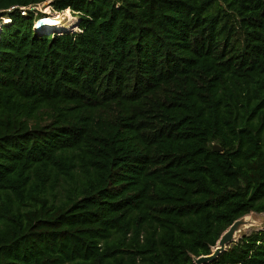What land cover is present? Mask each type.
I'll return each mask as SVG.
<instances>
[{"label": "trees", "instance_id": "trees-1", "mask_svg": "<svg viewBox=\"0 0 264 264\" xmlns=\"http://www.w3.org/2000/svg\"><path fill=\"white\" fill-rule=\"evenodd\" d=\"M0 16V264H195L264 212V0ZM208 264H264V227Z\"/></svg>", "mask_w": 264, "mask_h": 264}, {"label": "rangeland", "instance_id": "rangeland-1", "mask_svg": "<svg viewBox=\"0 0 264 264\" xmlns=\"http://www.w3.org/2000/svg\"><path fill=\"white\" fill-rule=\"evenodd\" d=\"M39 10H41L40 12L43 13L44 19H47L48 21L54 19L55 15H61L62 19L59 22V24H50L48 22V24L46 25H42L40 24V21L37 22V27L40 28H44V29H52V28H58L59 26V30L61 29H68V30H75L77 29V21H78V16L74 13H72L68 8L62 11H55L53 10L49 5L48 2L42 4L39 6ZM49 18V19H48ZM40 26V27H39ZM249 219L252 221L251 224L247 225V227H245L242 232L238 235V237H240L242 234H248L252 231H257L260 230L264 227V212L261 213H256V212H252L249 215Z\"/></svg>", "mask_w": 264, "mask_h": 264}, {"label": "water", "instance_id": "water-1", "mask_svg": "<svg viewBox=\"0 0 264 264\" xmlns=\"http://www.w3.org/2000/svg\"><path fill=\"white\" fill-rule=\"evenodd\" d=\"M212 150L214 151H223V148L214 143L212 145ZM252 213V212H250ZM245 214L237 219H235L220 235L215 246L212 248L210 254L200 255L194 258L195 264H208L214 260L222 251L226 250L227 246L238 239V235L242 230L251 224L252 221L249 219V215Z\"/></svg>", "mask_w": 264, "mask_h": 264}, {"label": "built area", "instance_id": "built-area-1", "mask_svg": "<svg viewBox=\"0 0 264 264\" xmlns=\"http://www.w3.org/2000/svg\"><path fill=\"white\" fill-rule=\"evenodd\" d=\"M46 2H48V5L50 6L49 1H46ZM46 2L37 3V4H30V5H27V6H21V7H19V9H20V13H21L22 15H25V14L27 13V10H30V11H38V12H40L41 10H39V6L42 5V4H44V3H46ZM50 7H51V6H50ZM14 8H15V6H11V7L8 9V11H9V10H12V9H14ZM41 13H42V12H41ZM42 14H43V13H42ZM6 19H7V20H6ZM42 19H44V16H43V15L37 17V19H36L35 22H34V28H36L37 30H40V29L37 27L36 24H37L38 21H40V20H42ZM8 22H10V19H9L8 17H2V16H0V27H1L3 24L8 23ZM41 29H44V28H41Z\"/></svg>", "mask_w": 264, "mask_h": 264}, {"label": "bare ground", "instance_id": "bare-ground-1", "mask_svg": "<svg viewBox=\"0 0 264 264\" xmlns=\"http://www.w3.org/2000/svg\"><path fill=\"white\" fill-rule=\"evenodd\" d=\"M49 19V18H48ZM61 19H62V16L61 15H55V17H54V19H52V20H50V21H48L47 19H44V20H42L41 22H40V24H42V25H46V24H48V22L52 25V24H59V22L61 21ZM7 20V19H6ZM40 27V26H39ZM60 27V26H59ZM58 27V28H59ZM41 29V28H40ZM56 30V29H55Z\"/></svg>", "mask_w": 264, "mask_h": 264}]
</instances>
